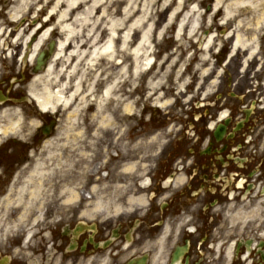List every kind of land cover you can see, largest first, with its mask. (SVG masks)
<instances>
[{
  "label": "flooded vegetation",
  "instance_id": "obj_1",
  "mask_svg": "<svg viewBox=\"0 0 264 264\" xmlns=\"http://www.w3.org/2000/svg\"><path fill=\"white\" fill-rule=\"evenodd\" d=\"M244 51L246 63L217 55L227 76L213 95H195V80L185 88L182 129L166 144L145 147L141 130L114 152L120 183L113 167L105 175L120 195L70 213L56 203L44 225L17 227L32 209L20 214L12 187L53 137L59 113L31 96V51L0 50V264H264V54ZM232 215L252 224L233 227Z\"/></svg>",
  "mask_w": 264,
  "mask_h": 264
},
{
  "label": "rangeland",
  "instance_id": "obj_2",
  "mask_svg": "<svg viewBox=\"0 0 264 264\" xmlns=\"http://www.w3.org/2000/svg\"><path fill=\"white\" fill-rule=\"evenodd\" d=\"M232 1L222 0L221 11L216 14L213 7L218 0H91L75 10L69 19L62 20L59 15L66 8L59 6L58 0H30L26 10L13 21L9 10L15 1L0 0V50L26 49L32 40L29 36L35 28L33 21L44 25L38 36L45 28L53 26L54 36L68 44L53 61L51 75L35 84L38 90L47 86L50 91L60 94L62 102L56 107L60 120L42 152L32 158L33 165L27 167L21 177L23 181L12 187V197L17 202L14 205L22 210L20 214H24L27 205L32 209L27 216L17 219V227L44 225L42 220H46L47 210L57 206L56 203L65 213H70L78 208L88 210L93 200L104 204L110 193L120 195V186L115 185L110 191L105 175L106 170L113 167L120 183L122 158L115 157L114 152L123 154L128 146L125 140L130 141L137 131H145L142 145L154 147L166 144V138L176 129H182L185 88L195 80V95L200 90L204 96L215 93L219 80L227 76L216 67L221 51H229L227 65L228 61L232 63L237 58H244L246 63L248 56L244 50L231 56L233 51L229 45L233 36L228 38V35L234 34L236 29L247 39L256 36L259 55L264 54V0H248L249 6L239 8L232 19L224 20V8ZM93 4H96L93 17L87 20L89 7ZM194 5L200 13L198 30L192 36L186 28L178 38L177 28L182 19L186 17L185 22L195 19V16L187 18ZM55 6L57 14L44 22ZM177 10L180 13L173 19L172 14ZM125 11L129 13L126 15ZM40 15H43L42 20ZM122 19L127 20V28L120 32ZM137 19L141 25L132 32L131 40L124 48L121 36ZM239 19L244 20L242 26L236 24ZM206 32L216 34L208 60L203 58L201 43ZM144 34L149 39L141 51L151 50L155 66L147 73L140 71L134 75L133 51L136 41ZM108 48L113 49L112 56ZM144 58L139 57V60ZM192 61L195 62L193 70L190 69ZM122 67H125L123 71ZM206 70L208 75L204 74ZM151 79H162L161 85L152 89L149 86ZM114 83L113 96H103L105 87ZM159 102L165 106H157ZM127 104L132 105V111H126ZM168 129L172 132L166 133L165 138L150 135ZM35 167L39 172H35ZM24 183L30 185L28 190L38 186L37 197L32 198L28 191L19 192ZM20 196L25 202L19 201ZM30 214L32 220L26 224L28 220L25 222V219ZM250 219L232 215L226 223L238 227L252 224ZM257 219L264 223L263 219Z\"/></svg>",
  "mask_w": 264,
  "mask_h": 264
},
{
  "label": "bare ground",
  "instance_id": "obj_3",
  "mask_svg": "<svg viewBox=\"0 0 264 264\" xmlns=\"http://www.w3.org/2000/svg\"><path fill=\"white\" fill-rule=\"evenodd\" d=\"M15 3L11 6L10 10H9V15H10V19H12L13 21L17 20L20 16L21 13L26 10L27 6L29 5L30 0H14ZM52 0H48V2H50ZM221 1L222 0H218V4H216L213 7V10H215L216 14H218L221 11ZM59 3H61L59 6H64L66 9L64 12H62L59 17L63 20V19H69V17L75 13V10H77L78 8H80L82 5H86L89 2H91V0H58ZM251 3L248 0H243V1H239V0H234L232 1V3L228 4L225 8H224V16L223 19L224 20H230L232 19L235 15L236 12L239 8L242 7H247L249 6ZM221 5V6H219ZM96 4H93L89 7V17L86 18L87 20H90L91 17H93V10L95 9ZM192 12L187 16V18L189 16H195V19H191L190 21L185 22L186 17H184V19H182V21L178 24V28H177V37L181 38V36L183 35L184 30L187 28L188 32L190 35H194L199 27V21L197 17H200V13H199V8L197 5H194L192 7ZM129 12L125 11V14L127 15ZM180 13L179 10L175 11L172 14V18L174 19L176 16H178V14ZM57 14V6H55L54 8H52V10L50 11L49 15L45 18L47 20L48 17L51 15H56ZM264 16V15H263ZM128 18V17H127ZM78 19V18H77ZM224 23V22H223ZM259 23V22H257ZM237 26H242L244 24V20L239 19L237 21ZM140 22L137 19L134 23H132L130 25V28L128 29L127 32H125L121 37L123 40V47L126 48L128 46L129 41L131 40V34L132 32H135L139 27H140ZM125 28H127V20L126 19H122L121 23H120V32H122L123 30H125ZM39 29H41L40 27L37 28L35 27L33 29V31L31 32V35L29 36V38L32 39L33 36L38 34ZM52 27L49 26L47 27L44 31H42V34L38 37L37 41L35 42V44L32 47V56L31 59L33 60V57L35 55V53L38 51V49H40V47L43 45V43L49 38L50 33L52 32ZM231 34V33H230ZM216 34L212 33L209 38L206 40L204 46L202 47V50L204 51V55L203 58L208 60V52L210 51V48L214 42V38H215ZM232 36V35H231ZM256 36H254L252 39H247L243 36V34L239 31V29H236L235 32V36H233L234 38V44H233V49L234 52H236L237 50L240 49H245V50H249L250 51V56H252L256 51H257V43H256ZM28 38V41H29ZM149 36L147 34H144L139 41H136V46L135 49L133 51V56L135 58V62H134V70H133V74L134 75H138L141 72L143 73H147L150 70H152L155 66V60L153 58V56H151L150 51L148 49V51H141L143 49V46L146 45V43L148 42ZM30 42V41H29ZM68 44L66 42H64L63 40L60 41L59 44V48L58 51L55 55V58L51 61V63L49 64L48 70L45 74H43L42 76H36L33 81L30 84L29 90L30 93L32 94L33 98L37 101V104L39 105L40 108H42L43 110H48V111H52L55 110L56 107L58 106V103L62 102L60 94L56 93L54 91H50L49 88L47 86L44 87L43 90H37V88L35 87L36 82L41 81L42 79L45 80L47 79V76L49 77L51 75V71L53 68V61L55 59H57L59 57V55L61 54V52L66 48ZM108 53L110 54V56H112V52L113 49L112 48H108ZM107 53V55H108ZM139 57H145L144 60H139ZM121 62V61H120ZM125 68V67H124ZM123 67L121 68V71H123L124 69ZM205 75H208V70L204 71ZM162 79L160 80H150L149 81V86L154 89L157 88L161 85ZM118 83V82H116ZM116 83L114 84H110L107 85L105 87V89L103 90V96L110 98L113 96V93L115 92V86ZM46 84V83H45ZM161 106H165L162 102H159L158 105ZM126 111H132L133 107L131 104H127L125 107ZM111 121V120H110ZM35 172H39L38 171V167H35ZM30 185L24 183L22 188L19 190V192L21 194H23ZM37 190H38V186L35 189H32L31 191H28V193L32 196V198L37 197ZM20 202H24V199L22 198V196L19 199ZM24 215V214H23ZM22 220V219H20Z\"/></svg>",
  "mask_w": 264,
  "mask_h": 264
},
{
  "label": "water",
  "instance_id": "obj_4",
  "mask_svg": "<svg viewBox=\"0 0 264 264\" xmlns=\"http://www.w3.org/2000/svg\"><path fill=\"white\" fill-rule=\"evenodd\" d=\"M56 48V41L52 40L49 42L47 49L40 51L39 56L37 57L36 64L34 66V73H39L43 71L44 64L46 66L47 60L51 58L54 54Z\"/></svg>",
  "mask_w": 264,
  "mask_h": 264
}]
</instances>
